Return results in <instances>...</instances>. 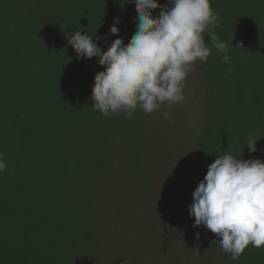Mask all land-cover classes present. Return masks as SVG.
<instances>
[{
    "label": "trees",
    "instance_id": "16d2710c",
    "mask_svg": "<svg viewBox=\"0 0 264 264\" xmlns=\"http://www.w3.org/2000/svg\"><path fill=\"white\" fill-rule=\"evenodd\" d=\"M57 1L58 18L45 0H0V153L7 164L0 172V264H88L97 240L84 201L88 204L86 192L96 179L95 173L87 179L89 166L72 154L81 133L119 139V153L130 165L125 168L133 173L139 174L145 154L141 116L147 113L138 108L127 123L123 113L104 116L94 109L91 90L100 71L77 58L68 44L77 30L92 36L102 51L117 38L129 43L136 32L135 4ZM210 4L220 26L209 31L227 43L231 60L224 61L206 31L211 54L206 63L194 62L203 76L199 86L206 91L209 116L197 141L206 174L225 154L264 162V0ZM117 17L120 31L114 36L109 28ZM253 139L257 150L250 152ZM95 145L91 151L97 158L112 150ZM126 209L138 214L132 203ZM194 222V217L178 220L167 229V256L175 264H264V248L249 245L232 260L221 238ZM117 252H105L104 258L117 264Z\"/></svg>",
    "mask_w": 264,
    "mask_h": 264
},
{
    "label": "clouds",
    "instance_id": "9594fccd",
    "mask_svg": "<svg viewBox=\"0 0 264 264\" xmlns=\"http://www.w3.org/2000/svg\"><path fill=\"white\" fill-rule=\"evenodd\" d=\"M125 3H134L138 13L137 30L129 43L117 38L102 51L92 36L79 30L68 38L77 58L97 57L104 66L91 90L92 107L102 115L131 117L138 108L152 113L165 102L169 107L182 103L189 70L196 61L206 63L211 54L206 31L210 44L224 53V61L231 60L227 43L209 31L220 26L210 0H169L171 7L158 0ZM157 8L161 11L154 18L152 10ZM119 22V17L114 18L110 34L118 36L120 29L115 25ZM256 141H249L250 152L257 150ZM6 168L0 153V172ZM189 213L195 218L194 226L203 225L221 238L219 244L232 260H238L249 245L264 248V162L218 156L195 189Z\"/></svg>",
    "mask_w": 264,
    "mask_h": 264
},
{
    "label": "rangeland",
    "instance_id": "374dc122",
    "mask_svg": "<svg viewBox=\"0 0 264 264\" xmlns=\"http://www.w3.org/2000/svg\"><path fill=\"white\" fill-rule=\"evenodd\" d=\"M45 1L49 12L58 18V1ZM168 2L158 0L161 5L168 6ZM160 11V8L152 10V16L158 17ZM133 20L137 30L138 13ZM63 33L65 36L68 34L65 30ZM82 59L96 71L104 70V66L98 64L97 57ZM202 80L203 76L196 73L193 66L183 83L185 100L182 103L169 107L165 102L160 109L147 113L146 117L141 116L145 120L142 125L145 128L146 146L139 174L133 173V168L126 170L125 166L130 165L124 162V155L119 153L122 147L115 137L108 135L106 140H95L86 130L81 133L83 138L72 147L73 157L89 166L87 179L94 173L96 179L94 188L86 192L90 198L88 204L84 201V214L97 240L96 251L88 255V264H112L113 261L108 262L104 258L105 252L112 256L108 251L117 250L120 257L117 264H175L167 256V229L178 220L183 223L190 220L189 207L193 203V193L206 176L203 160L197 150L198 137L209 119L206 91L199 86ZM141 113L144 114V111ZM124 117L128 123L129 117ZM95 144L110 146L112 150L110 154L100 153L97 158L91 151ZM87 186H90L89 182ZM126 196L130 198L125 201ZM130 203L132 209L136 206L134 211L138 214L126 209ZM128 214L132 217H128Z\"/></svg>",
    "mask_w": 264,
    "mask_h": 264
}]
</instances>
